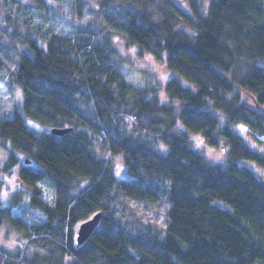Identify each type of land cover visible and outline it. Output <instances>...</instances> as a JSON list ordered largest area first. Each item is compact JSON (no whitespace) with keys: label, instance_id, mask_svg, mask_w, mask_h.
I'll return each mask as SVG.
<instances>
[{"label":"trees","instance_id":"trees-1","mask_svg":"<svg viewBox=\"0 0 264 264\" xmlns=\"http://www.w3.org/2000/svg\"><path fill=\"white\" fill-rule=\"evenodd\" d=\"M100 2L113 28L190 84L171 77L169 102L156 88L132 85L113 58L119 50L102 43L100 31L51 32L44 45L25 36L29 51L17 56L0 43L13 65L2 63L24 94L23 111L15 108L0 121L6 166L47 218L27 223L10 213L17 197L0 202V224L8 221L22 234L17 251L0 247V258L264 264V153L235 129L247 124L264 146V0H189V10L172 0H134L130 9ZM54 127L70 130L58 134ZM205 147L229 151L231 158L212 163ZM120 158L128 172L123 177L113 163ZM41 183L54 187L53 204L42 197ZM126 199L163 210L165 227L130 225L122 218L130 212ZM97 212L104 214L99 225L78 245L75 226Z\"/></svg>","mask_w":264,"mask_h":264},{"label":"rangeland","instance_id":"rangeland-1","mask_svg":"<svg viewBox=\"0 0 264 264\" xmlns=\"http://www.w3.org/2000/svg\"><path fill=\"white\" fill-rule=\"evenodd\" d=\"M38 1L0 0V43L3 44L1 48L6 46L8 53L17 56V54L28 52L29 48L25 44L27 37H35L41 45H44V37L51 32L75 36L78 30L84 28L102 32L101 36L98 35L101 42L104 43L105 39L109 40L119 50L118 55L113 56V58L127 82L141 89L156 88L162 102L170 101L166 86L171 77L177 76L183 84H190L185 78L170 69L166 62L156 59L147 51H141L142 48L131 43L123 32L113 28L112 24L106 20L105 8L102 7L100 0H47V5H40ZM113 1L112 6L123 9L132 8V3H134V0ZM172 1H176L185 10L190 9L189 0ZM50 4H52V7L49 6ZM153 7L151 10H154ZM8 16L10 19H8ZM13 44L18 47L16 50ZM2 52H0V121L10 116L15 108L23 111L24 96L22 88L19 84L13 83L6 65L2 63L3 61L9 66L13 65L6 57V53ZM259 62L264 65V59L259 60ZM215 114L221 116V113L217 110H215ZM27 122L37 129L44 131L51 129V126L36 120L27 119ZM235 129L248 144L264 153V146L256 142L247 124L238 122ZM223 145L222 143L221 146ZM199 148L204 147L199 146ZM205 149L203 153L212 163L226 164L231 158L229 151L224 153L219 147L218 149L205 147ZM98 155L108 157L107 152L102 149L98 150ZM7 157L8 152L3 148L0 137V202L4 204L12 203L14 198L17 197L16 202L18 203L12 205L11 214L22 217L27 223L46 220L47 218L31 203L30 195L32 191L17 179L15 172L8 170L6 166ZM122 161L121 158L113 160V163H117L115 172L119 177H123L128 173ZM38 186L42 191V197L53 204L56 197L54 187H51L48 183H41ZM125 203L130 212H125L122 218L128 217L130 225L139 227L146 223L154 230H162L165 227L164 211L156 205L149 206L145 202L133 199H126ZM80 224L78 223L75 226L74 235H76ZM21 239L22 234L17 228L12 227L8 221L0 224V247L7 248L9 251H17ZM29 249L30 252H33L35 246H31ZM39 252L44 253L46 251L44 248H40ZM69 262L70 257L68 256L66 257V264H69ZM0 264L22 263L11 258L5 261L0 258Z\"/></svg>","mask_w":264,"mask_h":264},{"label":"water","instance_id":"water-1","mask_svg":"<svg viewBox=\"0 0 264 264\" xmlns=\"http://www.w3.org/2000/svg\"><path fill=\"white\" fill-rule=\"evenodd\" d=\"M70 128H58L54 127L52 129V132L58 133V134H64L68 132ZM104 216L103 212H97L89 219L83 221L76 233V243L78 245H82L85 242L89 240V238L92 236L94 230L97 228V226L100 223L101 218Z\"/></svg>","mask_w":264,"mask_h":264}]
</instances>
